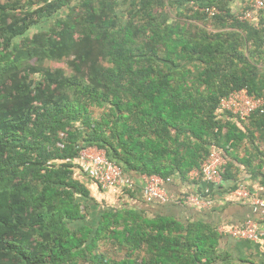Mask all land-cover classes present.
<instances>
[{
    "label": "trees",
    "instance_id": "trees-1",
    "mask_svg": "<svg viewBox=\"0 0 264 264\" xmlns=\"http://www.w3.org/2000/svg\"><path fill=\"white\" fill-rule=\"evenodd\" d=\"M230 4L38 0L16 15L18 4L0 2V264H230L218 228L104 207L75 177L90 179L78 164L86 147L134 181L185 179L214 145L228 164L201 197L242 184L249 158L233 151L258 149L248 124L263 135L264 114L242 122L219 105L244 89L264 99V9L242 21L250 1ZM209 7L220 14L200 11ZM39 24L49 26L31 34ZM70 58L73 77L36 65Z\"/></svg>",
    "mask_w": 264,
    "mask_h": 264
},
{
    "label": "crops",
    "instance_id": "crops-1",
    "mask_svg": "<svg viewBox=\"0 0 264 264\" xmlns=\"http://www.w3.org/2000/svg\"><path fill=\"white\" fill-rule=\"evenodd\" d=\"M247 2L249 0H231L230 8L234 12H240ZM248 126L254 134V147L258 148L260 153L257 150H251V146L245 143L244 147L236 152L233 151V154L240 160L249 158V167L237 165L240 169L239 178L252 194L264 199V130L263 135H260L255 130L256 128H252L250 124ZM196 170L190 171L185 179L179 177L170 179L164 189L169 196L173 197V201L166 204L158 202L146 204L144 202L142 178L133 181V186L130 188V192L133 194L132 198L125 196L123 199H119L120 194L102 191L92 180L80 178L81 172L77 171L75 177L81 179V182L90 191L91 197L104 207H119L121 209L128 207L137 209L138 212H145L149 218L174 219L184 224L195 222L209 224L219 228L218 253L226 257L230 264H264L263 225L260 226L262 238L259 244L237 239L230 235L233 228L240 227L246 220L255 219L256 216L250 201L236 199L232 192H223L215 196L212 204L208 207L197 208L184 202V198L188 196L203 197L204 191L209 186L205 181L191 178V174ZM253 171L259 172L261 175L253 177L251 173ZM227 189L228 186L225 187V190Z\"/></svg>",
    "mask_w": 264,
    "mask_h": 264
},
{
    "label": "built area",
    "instance_id": "built-area-1",
    "mask_svg": "<svg viewBox=\"0 0 264 264\" xmlns=\"http://www.w3.org/2000/svg\"><path fill=\"white\" fill-rule=\"evenodd\" d=\"M250 6L241 17L242 21H252L254 13L264 9V0H249ZM201 12L213 18L220 14L215 8H203ZM221 113L232 115L235 119L245 122L254 113L264 114V99L250 95L247 90H240L224 97L219 105ZM210 154L200 169L191 174L194 180H202L208 184L219 186L223 183V175L226 172L227 160L223 153L216 146H211ZM78 164L82 172L102 190L112 191L120 194L124 188H132L133 181L129 179L122 168L111 162L106 152L98 147H86L80 150ZM144 202L146 204L170 203L173 197L165 191V185L170 179H163L159 176H143ZM236 199L250 201L255 214V219L246 220L240 227L233 228L230 235L241 240H246L254 244H259L262 238L260 226H264V199L252 194L250 190L241 184L234 192ZM184 202L197 208L208 207L213 201L205 200L199 196H188ZM219 232V228H218ZM220 233V232H219Z\"/></svg>",
    "mask_w": 264,
    "mask_h": 264
},
{
    "label": "rangeland",
    "instance_id": "rangeland-1",
    "mask_svg": "<svg viewBox=\"0 0 264 264\" xmlns=\"http://www.w3.org/2000/svg\"><path fill=\"white\" fill-rule=\"evenodd\" d=\"M7 0H0V2L4 3L6 2ZM14 3L18 4L19 8L20 9H17L16 11V15L20 14V12L24 13L23 10H22V7L21 6H25V9L27 8L28 4L31 2V3H34V4H37L38 0H13ZM125 7H121L119 9L120 13H123V16L125 17ZM49 24H39L36 26L35 30L33 29L31 34H34L36 33L37 31L41 30V29H45V28H48ZM37 30V31H36ZM73 58H70L69 60H62V61H51V60H48V59H45L43 60L41 63L37 62L36 65L40 66V68H43V70H51V71H55V70H62L65 75L67 77H73L76 75V73L74 72L73 69H71V67L68 65V62L69 61H72ZM35 62V61H33ZM90 111H91V115H93V117L95 119H99L102 114L104 113V110L102 109H98V108H90ZM76 126L81 128L80 126V123H76ZM35 234H32L30 233L29 236H31L32 238L34 237ZM36 236V235H35Z\"/></svg>",
    "mask_w": 264,
    "mask_h": 264
}]
</instances>
